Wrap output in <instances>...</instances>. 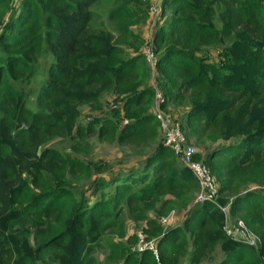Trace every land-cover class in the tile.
Instances as JSON below:
<instances>
[{"label":"trees","instance_id":"16d2710c","mask_svg":"<svg viewBox=\"0 0 264 264\" xmlns=\"http://www.w3.org/2000/svg\"><path fill=\"white\" fill-rule=\"evenodd\" d=\"M100 1L18 0L5 20L14 0H0V264H97L125 209L147 221L158 252L127 264H182L189 238L188 264H264V0H165L170 15L155 30L164 109L187 138L218 145L195 154L218 187L216 200L202 203L154 112L144 40L133 30L150 0H114L108 19L119 36L93 25ZM218 46L221 58L211 61L203 50ZM43 52L51 61L30 91ZM106 88L119 101L110 111L102 109ZM172 104L186 106L185 124ZM85 105L97 113L83 122ZM94 136L143 152L117 168L95 165L107 173L94 176L78 157L93 152ZM58 139H69L74 154L48 146ZM182 207V222L166 232L144 214ZM230 215L261 244L230 236Z\"/></svg>","mask_w":264,"mask_h":264},{"label":"rangeland","instance_id":"374dc122","mask_svg":"<svg viewBox=\"0 0 264 264\" xmlns=\"http://www.w3.org/2000/svg\"><path fill=\"white\" fill-rule=\"evenodd\" d=\"M17 2L18 0H14L12 8L7 13L5 20H8L9 16L13 13L14 7ZM157 3L163 4V12L159 20H155L151 16V6ZM164 3L165 0H150L149 3L145 6L147 11V18L133 27V30H135V32L140 35L144 40L142 48L143 52L144 47L147 46L149 43L153 45L155 30L159 25L166 22V18H168V16L170 15V9L168 8L166 9V15H164ZM114 4V0H101L98 4H96L93 8L95 16L93 20V25L96 28L107 27L116 36H119L117 25L113 21L108 19L109 10L113 7ZM125 48L127 50H130L128 47ZM203 53L208 56L211 61H217L221 58L222 48H220L219 46L205 48L203 50ZM50 61L51 60L49 58V53L43 52L39 55L34 65L33 83L30 85V87H28L30 91L39 88L42 78L46 76ZM147 64L149 65V63ZM149 68L150 77L148 83L152 86L154 84L158 85V67L153 70L149 65ZM117 102L119 103V101L113 94V89L106 88V91L103 93L102 97V109L104 111H110L111 109L118 106ZM30 106L32 109L36 110V105L33 104L32 99L30 100ZM155 108L156 106L154 102V109ZM172 108H174L175 111L179 110L183 113V116L181 113H179V115L180 117L182 116L181 119L185 124L184 111L186 110V106L172 104ZM82 111L83 114L81 116V120L83 122L89 121V119L93 118L94 115H96L97 113L93 110L90 105L83 106ZM165 111L167 114H169L168 110ZM122 121H124V119H120V122ZM188 142L192 144L196 148V150L201 153V155L206 153L208 149L217 148L218 146L216 145V143L213 144V142H208L206 144L198 143L192 137L188 138ZM91 143L94 146L93 152H91L90 154H81L78 157L92 164L94 176L100 175L105 177L107 173V169L99 172L98 167H96L95 165H100L99 167H103V165L108 164L109 167L117 168L123 163H129L130 161L138 159V157H140L141 153L143 152V149L141 148L135 149L132 146H123L116 142H102L98 139L97 136L91 138ZM48 146L55 148V150L63 154H74L72 149V143L69 139H58L49 143ZM155 147L156 145H151L147 146L146 149L151 150ZM157 206V208L160 207L159 204ZM157 208H155V210L149 209L144 214H146L150 218H153L154 220H157L158 225L162 228V232H166L167 230H169L170 226L172 225L180 224L182 222V216L187 210V208L182 207V209L173 210L168 214H159L157 212L159 209ZM229 218L233 224H235L238 219H242L240 217H232L231 215L229 216ZM118 224L119 225L116 230L105 234L103 245L98 248L96 252L97 264H127L126 259L129 256H138L146 251L155 254V241L157 237L155 235H149L148 229L150 227L148 226L147 221L143 219L142 216L140 219H136L127 209H125L118 220ZM191 241V238H189L187 241V254L183 257L182 264H188L189 259L191 258L193 252V243ZM213 255L214 258H216L218 254L217 252H214ZM213 263L214 261L211 260L209 262H205L204 264Z\"/></svg>","mask_w":264,"mask_h":264},{"label":"built area","instance_id":"2783aa9c","mask_svg":"<svg viewBox=\"0 0 264 264\" xmlns=\"http://www.w3.org/2000/svg\"><path fill=\"white\" fill-rule=\"evenodd\" d=\"M163 4L157 3L151 6V16L159 20L162 16ZM154 45V42H153ZM151 43L144 47V54L150 67L155 70L159 65V56ZM155 91L154 112L160 123V130L167 146H170L181 157L186 166L191 168L200 184V190L197 194L196 203H202L207 200H216L218 187L216 179L210 169L201 161L195 158L196 148L188 142L186 133L182 128V123L178 118L167 114L164 109L165 97L163 91L157 84L153 85ZM226 210V206L224 207ZM230 236L243 239L251 246H259L261 240L259 236L246 224L243 219H238L235 224L227 222L225 227ZM156 242V241H155ZM156 247V244H155ZM157 249L155 255H157Z\"/></svg>","mask_w":264,"mask_h":264},{"label":"crops","instance_id":"0c3cea01","mask_svg":"<svg viewBox=\"0 0 264 264\" xmlns=\"http://www.w3.org/2000/svg\"><path fill=\"white\" fill-rule=\"evenodd\" d=\"M82 109H83V108H82ZM169 109H170V111H172L173 113L179 111V110H176V111H175L174 108H172V106H169ZM170 111H169V112H170ZM174 111H175V112H174ZM180 113L182 114L181 111H180ZM82 114H83V111H82ZM175 114H177V113H175ZM230 222H231V221H230ZM216 257H217V256H216ZM217 260H218V257L214 260V263L218 262Z\"/></svg>","mask_w":264,"mask_h":264}]
</instances>
